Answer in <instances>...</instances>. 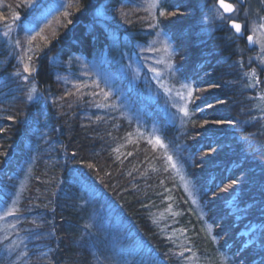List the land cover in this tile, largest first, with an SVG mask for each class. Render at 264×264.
Listing matches in <instances>:
<instances>
[{"label": "trees", "instance_id": "1", "mask_svg": "<svg viewBox=\"0 0 264 264\" xmlns=\"http://www.w3.org/2000/svg\"><path fill=\"white\" fill-rule=\"evenodd\" d=\"M53 1L29 10L20 0H5L21 17L18 38L24 44L32 35L36 39L30 51L34 68L24 80L0 32V184L20 178L32 162L34 169L13 216L15 233L0 243V264H100L108 238L94 237L92 223L130 232L157 262L177 264L154 214L170 194L178 204L180 190L165 154L135 131L138 118L153 122L169 143L214 227L219 250L233 264H264V117L257 105L264 70L249 49L245 14L264 0H236L231 17L218 0H159L162 9L149 8L148 0H73L67 17L64 11L54 26L35 32ZM232 20L243 23L244 37L230 28ZM159 27L174 47L180 77L196 93L187 116L173 118L163 92L143 89V80L128 83L129 74L123 81L106 59L115 48L125 50L128 40L138 50L136 40L145 38L137 34ZM103 58L102 67L123 92L122 100L112 94L107 101L115 108L97 107L105 103L96 94L93 70ZM30 82L40 95L34 102ZM217 120L224 123H211ZM6 195L0 210L11 201ZM187 217L186 211L182 219ZM7 248L13 249L8 257Z\"/></svg>", "mask_w": 264, "mask_h": 264}, {"label": "rangeland", "instance_id": "2", "mask_svg": "<svg viewBox=\"0 0 264 264\" xmlns=\"http://www.w3.org/2000/svg\"><path fill=\"white\" fill-rule=\"evenodd\" d=\"M43 1L47 0H20L23 6L29 10L39 7ZM6 2L5 0H0V32L3 34L2 40L4 47L9 52V55L13 54V56L18 59L19 67L17 68V74L21 75L24 80L25 77H27V80H30L31 73L24 72V66L28 65L31 72L33 71V63L32 60L29 59L32 55L30 51L32 50L33 43H31V45L29 43L24 44L22 39L18 38V27L21 17L17 12V8H13L11 4ZM72 2L73 0H54L49 6L50 10L48 11L49 14L46 20L34 28L35 32L38 31L42 33L50 28V25L54 26L55 23H58V16L68 10ZM153 3H156V0H148L146 4H148L149 7V4ZM152 8L155 9L156 7ZM103 13V9L98 11V15L101 17ZM245 14L246 20L249 23L251 35H253L257 41H264V29L260 28V25L264 24V3L260 2L258 7L249 8ZM17 16L19 19H15ZM5 32H8L7 36L4 35ZM137 35L144 36L145 38L144 42H139V39L136 40L138 50H134V45H132L133 41L128 40L129 46H127L125 50L119 47L115 48L113 55L111 56L108 54L106 59L108 62L112 63L116 69L120 70L122 73L121 79L123 81H126V78H128L127 75L129 74V78L127 79L128 83L129 79L132 80L134 85L137 84L138 80H143L145 83L141 86L143 89L157 94L160 93L159 91L163 92V95L169 99L168 106L173 118L180 114L183 115L184 113L180 109L183 107H187L188 109V104L191 101H185L182 98L187 95V89L182 87V84L185 82L180 77V72L176 69L174 60L175 50L169 38L162 33L160 27L157 30L153 29ZM165 40L169 43L170 51H164L162 42ZM17 41L20 43L17 44ZM29 49L31 50L29 51ZM254 49V58L258 62L260 68L264 70V50L261 49L259 43L254 45ZM106 59H101L93 70L94 80L100 84L99 88L96 87V94L99 100L107 103L99 93L101 89L105 91L110 90L113 95H117V99L120 101L122 100L123 92L120 90L119 85L116 84L117 82L113 77L107 74L106 69L102 67ZM156 60H160L162 63H154ZM153 67L158 68L162 74L159 80L155 74L150 71ZM173 69L175 71H173ZM256 77V73L254 72L253 78ZM261 77H264V73ZM88 78L90 77H87L86 80H88ZM30 85L29 95L32 96L31 101L34 102L39 99L40 95L37 85L31 82ZM33 89H35V91H33ZM195 94V91H193L192 99H194ZM262 96L264 95H260V97ZM260 97L259 103L257 104L259 106L258 111L259 115L264 117V100H261ZM133 116L136 117V114H133ZM136 124L135 131L148 141H153L151 143L153 147L164 153L166 160L167 156H171L173 162L177 165V168L174 169L167 160L172 169L174 182L177 184L176 187L180 190L181 200L175 205L172 201L173 196L170 194L169 198L166 199V204L162 211L159 212V210H156L154 214L159 217L157 219L158 221L156 220L157 224L160 221L163 224L160 229L162 230L161 232L163 233V240L166 243V247L170 249L171 254H169L171 258L174 259L177 264H233L232 257L219 250L218 238L214 233V227L208 223L205 217L206 213L198 202L194 188L182 167L176 162L177 160L174 157V153L169 148V143L163 138L153 122L138 118L136 119ZM156 137L161 139L165 147H160L154 143ZM33 167L34 162L30 163L29 167L26 168L24 174L20 178L14 177V180L9 181V183L7 182L6 187L4 186V182L0 184V200L8 198L7 195L5 197L7 191L11 197V201H9L10 203L7 205L8 207H12L13 202H15L16 208L20 209V204L23 203H21V201L24 200V196L27 195L26 189H28L32 170L34 169ZM2 186L3 193H1ZM87 199L91 202V198L88 197ZM92 203L96 204L95 201H92ZM4 209L0 210V215L4 214ZM185 209L189 214L186 221L182 219L186 212ZM165 212L166 214H164ZM162 213L163 215H161ZM13 218L12 216L0 220V243L4 242L5 238H9L15 233L13 231L16 229L17 222H15ZM13 225H15V227H13ZM92 228L94 237L99 238L102 233V235L108 238L106 247L104 250H101V256L99 255L100 264H161L155 260L156 258L154 255L144 248L140 242L133 240L130 232H112L109 228L106 230L100 229V227L96 226L94 223L91 225V229ZM98 240H100V238ZM13 242L15 247H18V245L20 246L19 238H15ZM7 249L11 251H8L9 253L5 255L8 257L13 249ZM3 250L4 249L0 250V256L3 255ZM181 252L184 253L183 256L180 255Z\"/></svg>", "mask_w": 264, "mask_h": 264}, {"label": "snow or ice", "instance_id": "3", "mask_svg": "<svg viewBox=\"0 0 264 264\" xmlns=\"http://www.w3.org/2000/svg\"><path fill=\"white\" fill-rule=\"evenodd\" d=\"M218 4H219V8L220 9H223V11L225 13H229V14H232L236 11V9L234 8V5L233 3H228L226 2V0H218ZM69 7H71V5H69ZM151 7H158L160 9L163 8V5L159 3V0H156V3H153V4H149V8ZM65 17L68 16V12L65 11L64 14H63ZM159 15L160 16H167L168 15V12L167 11H163V10H160L159 11ZM221 19H223V17H220ZM15 19H19V17H15ZM67 23H72L71 20H68ZM231 27L235 30L236 33H240L241 30H242V25L239 24V23H236L235 21H232L231 23ZM260 28L264 29V24H261L260 25ZM5 36L8 35V32H5L4 33ZM41 39H44L45 40V43H48L47 39L44 38L43 36L40 37ZM36 37L35 36H32V37H29L28 38V43L31 45L32 41L35 40ZM247 40L250 42V43H253V44H256V43H259L260 44V47L262 50H264V41H257L255 39V37L253 35H248L247 36ZM20 42L17 41V44H19ZM163 45H164V51H170V48H169V43L167 40L163 41L162 42ZM31 49H29L30 51ZM29 59H31V57H29ZM154 63L156 64H160L162 63V61L160 60H156L154 61ZM151 72H153L155 74V76L158 78H161L162 74L160 72V70L156 67H153L150 69ZM173 71H175L173 69ZM24 72H28L29 74L31 73V69L28 65H25L24 66ZM25 79H27V77H25ZM257 83H259V81H257ZM95 87L99 88L100 87V84L99 82H95ZM182 87L187 89V95L186 96H183L182 98L185 100V101H191L192 98H193V87L191 85V82H185L182 84ZM254 87V85H253ZM33 91H35V89H33ZM99 95H102L103 97V100L104 101H109V98L112 96V92L109 90V91H105L104 89H101ZM29 99L31 100L32 99V96L29 95ZM261 100H264V96L260 97ZM220 103H223V101H220ZM97 107L100 108V107H117L116 105H112V104H109V103H105L104 105H100V104H97ZM209 107H211V105H209ZM181 111H183L184 115L187 116L189 113H188V109L187 107H183L180 109ZM97 119H101L100 117H97ZM205 123H209L208 121H205ZM211 123H214V124H218V123H224V121H212ZM150 143H152L153 141H149ZM154 143L156 145H159L160 147H165V145L163 144V142L161 141V139L159 137H156L155 140H154ZM210 150L211 151H215L214 147H212L211 145L209 146ZM75 155V154H74ZM167 160L169 161V163L171 164V167L172 168H177V165L175 162H173L172 160V157L171 156H167ZM89 167H92V165H89ZM234 182V181H233ZM19 212V209L16 208L15 206V202H13L12 204V207H6L4 209V214L3 215H0V220H3V219H6L7 217H12V216H16L17 213ZM13 227H15V225H13ZM180 255H184L183 252L180 253Z\"/></svg>", "mask_w": 264, "mask_h": 264}, {"label": "water", "instance_id": "4", "mask_svg": "<svg viewBox=\"0 0 264 264\" xmlns=\"http://www.w3.org/2000/svg\"><path fill=\"white\" fill-rule=\"evenodd\" d=\"M233 0H226V2H228V3H233L232 2ZM241 4H244L245 3V0H238ZM217 5H218V7H219V4H218V2H217ZM233 5H234V8L237 10V7L235 6V4L233 3ZM220 9V8H219ZM221 11L226 15V16H228V17H231V16H233L234 14H235V12L234 13H232V14H229V13H225L224 11H223V9H221ZM232 21H235V20H232ZM232 21L230 22V28L234 31V33L237 35V36H239V37H244L245 35H246V31H245V29H244V25H243V23L242 22H239V21H235L236 23H239V24H241L242 25V30H241V32L240 33H236L235 32V30L231 27V23H232ZM247 42H248V46H249V49H253L254 50V45L255 44H253V43H250L248 40H247Z\"/></svg>", "mask_w": 264, "mask_h": 264}, {"label": "flooded vegetation", "instance_id": "5", "mask_svg": "<svg viewBox=\"0 0 264 264\" xmlns=\"http://www.w3.org/2000/svg\"><path fill=\"white\" fill-rule=\"evenodd\" d=\"M237 1H238V0H237ZM232 2L234 3V2H236V0H233Z\"/></svg>", "mask_w": 264, "mask_h": 264}]
</instances>
